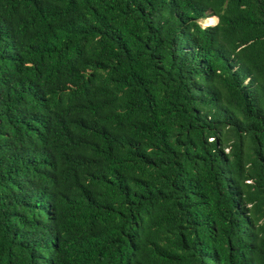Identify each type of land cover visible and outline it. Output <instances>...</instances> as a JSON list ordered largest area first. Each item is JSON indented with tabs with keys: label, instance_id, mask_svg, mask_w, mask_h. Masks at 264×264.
I'll use <instances>...</instances> for the list:
<instances>
[{
	"label": "trees",
	"instance_id": "16d2710c",
	"mask_svg": "<svg viewBox=\"0 0 264 264\" xmlns=\"http://www.w3.org/2000/svg\"><path fill=\"white\" fill-rule=\"evenodd\" d=\"M0 264H264V0H0Z\"/></svg>",
	"mask_w": 264,
	"mask_h": 264
},
{
	"label": "rangeland",
	"instance_id": "374dc122",
	"mask_svg": "<svg viewBox=\"0 0 264 264\" xmlns=\"http://www.w3.org/2000/svg\"><path fill=\"white\" fill-rule=\"evenodd\" d=\"M198 23H199V25H200L201 27H206V26L203 25V21L200 20ZM208 24L211 25V24H212V20H210V21L208 22Z\"/></svg>",
	"mask_w": 264,
	"mask_h": 264
}]
</instances>
